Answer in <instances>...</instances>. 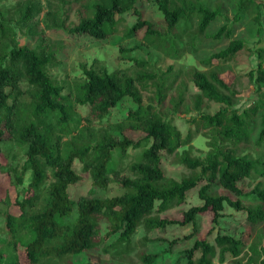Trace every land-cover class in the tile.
Returning <instances> with one entry per match:
<instances>
[{
	"label": "trees",
	"instance_id": "1",
	"mask_svg": "<svg viewBox=\"0 0 264 264\" xmlns=\"http://www.w3.org/2000/svg\"><path fill=\"white\" fill-rule=\"evenodd\" d=\"M151 1L162 15L164 32L142 19L137 0H45V12L41 0H19L13 7L17 24L26 26L29 35L38 36L39 43L32 48L19 45L10 19L6 20L0 9V168L18 191L14 200L16 214L5 209L6 199L0 201V216L4 217L7 231V237L0 238V264H72L75 255L98 247L125 255L140 225L159 231L173 224L194 225L196 216L209 210L216 223L224 203L244 211L248 223H264V188L258 184L244 193L238 184L264 176V157L254 159L240 151V144L251 143L258 126L255 144L264 146V47L255 49L258 63L248 71L257 96L250 106L235 108L239 94L218 67L248 47L244 41L231 38L232 27L226 24L214 33L207 31L211 22L222 16L220 7L212 8L204 0ZM252 7H264V2L237 0L233 20L238 21ZM73 8L77 22L69 25ZM129 12L137 16L130 27L123 17ZM195 21L193 33H187L190 52L206 39L226 37L229 42L201 61L208 67L206 71L190 68L186 72L199 92L194 96L199 113L185 118L189 124L185 135L172 118L184 101L183 91L178 90L169 100L170 114L162 110L180 75L172 66L168 76L147 68L148 63L142 60L133 61V73L126 67L109 71L102 63L83 65L81 79L68 87L48 73V66L56 61L55 51L43 31L35 30L44 22L48 28H63L73 35L105 39L123 27L127 35L142 31V42L158 48L171 32L179 28L184 35ZM170 44L174 54L185 51L176 48L174 41ZM124 101L132 107L122 118L103 121L113 107ZM205 101L221 106L213 113H205L201 111ZM79 106L87 107L88 112L77 117ZM126 131L138 132L140 137L122 135ZM196 134L208 139V151L203 156L191 155L189 148L178 153V149L189 146ZM6 140L22 147L21 166L13 161L15 155L9 153ZM129 149L139 151L128 165L131 175L120 167ZM162 154L177 155L190 174L180 180L166 177L160 167ZM4 158L9 159L5 164ZM76 160L82 172L74 169ZM83 173L90 176L92 190H107L115 182L122 191L113 196L81 195L72 199L68 189L83 178ZM200 181H204L199 189L202 205L184 211L180 221L161 216L167 209L183 204L187 192ZM214 186L228 190L236 199L211 193ZM247 197L251 205L243 204ZM102 222L105 233L101 231ZM114 236L115 241L105 245ZM155 257L140 255L144 264H151ZM228 257L236 264H264V236L255 235L249 244L220 233L213 242L196 239L186 250L185 264H213L215 259L224 262Z\"/></svg>",
	"mask_w": 264,
	"mask_h": 264
},
{
	"label": "rangeland",
	"instance_id": "2",
	"mask_svg": "<svg viewBox=\"0 0 264 264\" xmlns=\"http://www.w3.org/2000/svg\"><path fill=\"white\" fill-rule=\"evenodd\" d=\"M19 0H0V9L3 17L10 19L11 25L15 29V35L19 45H27L35 47L39 41L37 35H29L27 27L22 24H17L14 5ZM210 7L219 6L222 11V16L213 20L207 31L210 33L216 32L222 25L232 27V39H239L245 42L248 50L241 52L236 58L229 60L219 65L221 76L230 83L238 92V98L234 101V107L240 110L250 106L253 99L256 98L257 93L254 86L248 78V71L256 68L258 59L255 49L264 47V7H252L240 15L238 21H234V13L236 11L237 0H204ZM256 3H263L264 0H255ZM44 12L47 10L45 0H41ZM137 8L141 12L142 19L151 21L155 28L161 32L165 31V24L162 20V15L157 9L156 4L151 0H137ZM73 8L69 13L68 24L73 25L77 22V15ZM261 16V17H260ZM43 18V14L38 16ZM125 25L129 27L137 21V16L129 12L124 16ZM193 26L186 30V34L181 35V29L171 32L169 38H166L164 45L158 48L148 47L142 42V31L127 35L125 29L120 28L118 33L111 35L105 39H96L87 34L73 35L65 29L48 28L41 22L39 26L35 27L37 31H43L47 42L55 51V63L48 66V73L58 83H65L68 87H73L75 81L81 79L82 66L90 67L91 65L102 63L109 71H113L119 67H126L133 73L135 70L134 60H142L147 62V68L156 71L157 73H166L168 76V68L173 67V71L179 72L177 83L173 85L164 107L162 108L165 114H170L172 111V103L169 101L175 97L178 90L183 91L184 101L178 107L176 115L172 116L173 123L181 130L183 135L189 129V124L186 123L185 118L195 116L199 111L195 108L194 96L199 93L195 85L186 75L190 68L206 71L208 69L201 61L207 58L211 53L218 51L227 46L229 40L223 37L220 40L206 39L198 45L195 52L188 50L187 33L196 28V21ZM174 41V45L178 49H185L179 51L177 54L172 53L170 42ZM185 47V48H184ZM123 49V50H121ZM173 77V75H172ZM170 82V80L168 81ZM176 85L178 89L175 90ZM145 100L149 99L147 93L144 94ZM221 105L215 102L205 101L201 111L205 113H213L219 109ZM129 107H132L129 101H124L110 110L103 121L116 122L122 118ZM200 111V112H201ZM88 112L87 107L79 106L76 109L77 117L83 116ZM260 127L258 126L252 135L251 143L240 144V151L242 155H247L251 158L264 157V146H257L255 141L258 136ZM115 134H118L117 132ZM122 135H128L131 138L140 137V134L135 131H126ZM189 146L178 149L181 153L183 149L189 148V152L193 156H203L208 151V139L203 134H196ZM5 146L11 155H15L13 161L22 165L24 161L23 149L15 143L6 140ZM128 154L121 160L120 167L123 168L124 173L131 175L128 165L134 160L135 156L139 154L138 150L129 149ZM9 159L4 158L3 164L7 163ZM160 167L166 177L180 180L184 176L190 174L182 163H180L177 155L162 154ZM74 169L77 172H82V165L77 160L74 163ZM83 178L76 184L71 185L68 189L69 195L72 199H77L79 196L106 197L113 196L120 193L121 188L111 183L107 190L95 189L92 190L90 176L83 173ZM9 175L0 168V201L6 199L8 205L5 209L16 214L15 197L17 189L13 186ZM29 179V174L25 175V186ZM204 184V181L190 189L186 194V200L183 204L173 206L161 216L167 219L180 221L182 213L192 206H200L203 204L199 196V189ZM239 187L244 193H248L258 184L260 188H264V176H257L254 178H247L238 182ZM211 193L226 195L232 200L236 196L219 186H214ZM249 198H243L244 205H251ZM3 209V207H2ZM101 231L105 233V223H101ZM217 233L227 234L235 238L241 239L246 244H249L253 237L257 234L264 236V223L259 225H252L246 220V213L241 210L234 209L227 203H224V209L221 217L217 222H213V214L211 211H206L196 216L195 224H173L167 226L163 231L148 230L143 225L137 228L133 236L131 250L128 254H115L112 249L110 253L103 250V247H98L90 251L75 255L72 258V264H144L140 255L147 253L156 255L151 264H185L186 250L190 249L196 239L207 238L209 241L214 240ZM7 237V231L4 224V217L0 216V238ZM116 236L111 237L106 241L105 245H109L115 241ZM241 257V256H240ZM242 259V258H239ZM243 260V259H242ZM213 264H236L235 259L228 257L224 262L218 259L213 261Z\"/></svg>",
	"mask_w": 264,
	"mask_h": 264
}]
</instances>
